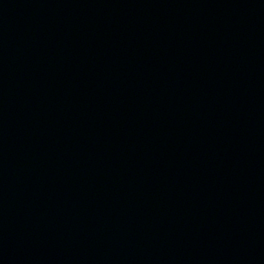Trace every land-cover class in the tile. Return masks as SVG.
Here are the masks:
<instances>
[{"label":"water","instance_id":"water-1","mask_svg":"<svg viewBox=\"0 0 264 264\" xmlns=\"http://www.w3.org/2000/svg\"><path fill=\"white\" fill-rule=\"evenodd\" d=\"M0 264H264V0H0Z\"/></svg>","mask_w":264,"mask_h":264}]
</instances>
